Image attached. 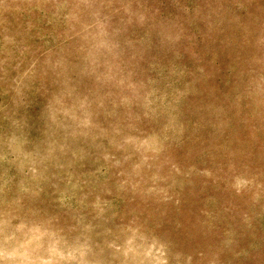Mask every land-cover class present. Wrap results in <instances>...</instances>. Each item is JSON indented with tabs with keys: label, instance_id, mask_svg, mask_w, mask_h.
Returning <instances> with one entry per match:
<instances>
[{
	"label": "rangeland",
	"instance_id": "rangeland-1",
	"mask_svg": "<svg viewBox=\"0 0 264 264\" xmlns=\"http://www.w3.org/2000/svg\"><path fill=\"white\" fill-rule=\"evenodd\" d=\"M0 264H264V0H0Z\"/></svg>",
	"mask_w": 264,
	"mask_h": 264
}]
</instances>
